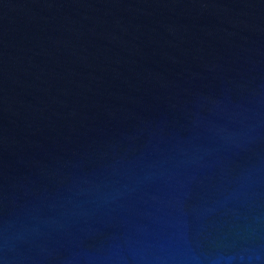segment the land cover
Masks as SVG:
<instances>
[{
  "label": "water",
  "instance_id": "95a60500",
  "mask_svg": "<svg viewBox=\"0 0 264 264\" xmlns=\"http://www.w3.org/2000/svg\"><path fill=\"white\" fill-rule=\"evenodd\" d=\"M0 264H264V0H0Z\"/></svg>",
  "mask_w": 264,
  "mask_h": 264
}]
</instances>
